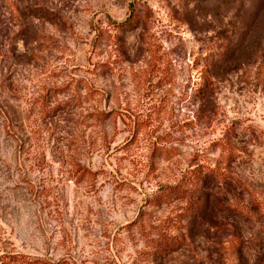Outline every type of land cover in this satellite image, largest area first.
<instances>
[{"label": "rangeland", "instance_id": "obj_1", "mask_svg": "<svg viewBox=\"0 0 264 264\" xmlns=\"http://www.w3.org/2000/svg\"><path fill=\"white\" fill-rule=\"evenodd\" d=\"M263 57L264 0H0V260L264 264Z\"/></svg>", "mask_w": 264, "mask_h": 264}, {"label": "trees", "instance_id": "obj_2", "mask_svg": "<svg viewBox=\"0 0 264 264\" xmlns=\"http://www.w3.org/2000/svg\"><path fill=\"white\" fill-rule=\"evenodd\" d=\"M213 172L214 170L210 169L209 175L214 174ZM205 178H206V173L204 174L201 168L192 170V186L193 187L198 186L199 183L202 182ZM194 206H198V205L194 204ZM167 248L168 246L165 249ZM158 250L162 252L164 249L161 247ZM0 264H35V262L28 260V256L24 254L11 253V254H7L6 256H4V258L0 260Z\"/></svg>", "mask_w": 264, "mask_h": 264}]
</instances>
